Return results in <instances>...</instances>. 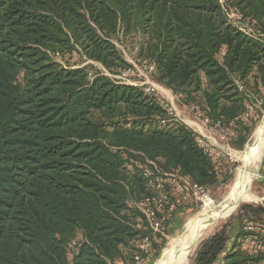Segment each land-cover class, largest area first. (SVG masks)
<instances>
[{"label": "trees", "instance_id": "1", "mask_svg": "<svg viewBox=\"0 0 264 264\" xmlns=\"http://www.w3.org/2000/svg\"><path fill=\"white\" fill-rule=\"evenodd\" d=\"M263 20L264 0H0V264L157 256L166 241L139 205L166 233L179 207L166 182L207 189L232 162L207 157L149 87L115 79L137 75L117 44L174 95L200 94L202 119L242 149L252 112L239 84L264 90ZM263 219L264 203L242 206L240 233L225 225L195 263L264 264Z\"/></svg>", "mask_w": 264, "mask_h": 264}, {"label": "rangeland", "instance_id": "2", "mask_svg": "<svg viewBox=\"0 0 264 264\" xmlns=\"http://www.w3.org/2000/svg\"><path fill=\"white\" fill-rule=\"evenodd\" d=\"M225 2V0H222ZM238 10H240L238 8ZM238 10H229L228 13L231 19L241 23L240 13ZM264 23V20L262 21ZM238 25V23H236ZM241 29H248V32L252 34L250 28H241ZM247 31V30H246ZM117 48L120 51L122 57L130 64H132L135 69H137V75L134 79H125V83L131 85H143L145 87L151 88L154 92H156L157 97L160 101L170 109L172 114V118L175 121L183 123L184 125L190 127L193 130H198L204 137L207 138L208 142H210L213 146L218 148L222 151L227 157L231 160L232 164L225 167L222 171V176L220 180L211 187L207 189H200L187 186L180 178L176 176H172L171 180H168L166 183L170 184L171 191L174 196L177 197V206L174 216L171 218V222L168 227V232H161L159 229V233L161 237L166 241L165 247L162 251L156 256L152 251L145 257L143 264H156L159 260L160 256L164 252L165 248L167 247L170 240L177 237L182 231L187 228V224L189 221L194 218L197 214H199L202 210V206L205 200L212 201L215 205H219L223 202V200L233 192L234 186L236 184L237 176L239 173V168L241 167V156L240 154L244 151L247 145H249L252 141V134L254 130L260 125L264 117V90L262 88H257L250 82L243 86L241 84L240 88L241 91L246 92V97L248 100V106L250 108L251 116L246 120L242 121L243 128L250 129V134L248 136L247 142L242 149H239L238 143L240 138L238 137L237 133L235 134L233 131L232 137L222 138L216 131L210 129L209 127H204L202 125V116L198 111L199 108L201 109L203 106V99L200 94H194L190 99H185L184 96L174 95L170 90H168L163 85L154 81L149 73L144 68H141L137 64H135V52L131 49H125L123 46L117 44ZM79 61L78 58H74L72 62ZM71 62V63H72ZM93 64V63H92ZM94 68L104 70L102 66L98 63H94ZM260 117L259 121L255 123V121ZM255 123V125H254ZM254 125V126H253ZM237 130V129H236ZM242 134V131H240ZM244 133V132H243ZM228 173V174H227ZM226 174V175H225ZM225 179H227L225 181ZM158 189L162 190V187H158ZM252 194L256 197L253 202H244L239 205V207L235 211H231L232 214L226 215L225 217H220L218 221V225L213 233L209 235L206 241L210 237H212L215 233H217L222 227L225 225H229V229L231 230V240L237 236V233H240V226L241 224L237 221V214L240 208L244 205H258L264 203V155L258 170V175L255 181L253 182L251 188ZM163 195V192H162ZM161 195V196H162ZM165 201V198H160L159 202L157 203V210L162 212L161 202ZM175 205L170 206V211L174 210ZM146 205H139V208L147 213L148 211ZM151 211H149V214ZM168 218V217H166ZM149 221V220H148ZM260 225L264 226V219L257 222ZM160 228V227H159ZM258 226L255 227V230L258 231ZM154 233V231L151 229ZM259 232V231H258ZM140 244L136 243L137 249L140 250ZM231 241L228 243L230 247ZM200 244L198 245L196 251L194 252L192 258L190 259L189 264H196L195 257L197 250ZM250 246V245H249ZM129 260L127 259V262ZM221 264H224V259L219 260Z\"/></svg>", "mask_w": 264, "mask_h": 264}, {"label": "bare ground", "instance_id": "3", "mask_svg": "<svg viewBox=\"0 0 264 264\" xmlns=\"http://www.w3.org/2000/svg\"><path fill=\"white\" fill-rule=\"evenodd\" d=\"M251 139V143L240 154L242 164L233 192L220 207L205 200L201 212L189 221L184 231L169 241L156 264H189L198 245L215 231L220 218L216 215L217 210L221 208L223 212H231L240 204L256 199L251 188L264 155V117Z\"/></svg>", "mask_w": 264, "mask_h": 264}, {"label": "built area", "instance_id": "4", "mask_svg": "<svg viewBox=\"0 0 264 264\" xmlns=\"http://www.w3.org/2000/svg\"><path fill=\"white\" fill-rule=\"evenodd\" d=\"M144 69L147 71V73L152 72L153 67L152 65H146L144 67ZM137 70V69H136ZM133 72L132 71H128L125 72L122 76H117L115 77V79L117 81H121L119 83H125V79L129 80L127 78V75H131ZM131 85V84H129ZM132 86H143V85H132ZM147 91L151 90L153 91L151 88L146 89ZM250 110V108H249ZM245 117H248V114L245 113L244 114ZM202 125L204 127H209L210 129L216 131L222 138H227L229 137L228 133L223 130L218 124L214 125L213 127H210L208 124L207 119H202ZM190 128V127H189ZM193 130V129H192ZM195 133H197L200 136V139L198 140V144L200 146V148L202 149L203 153L207 156V157H221L222 155H225L222 151H220L218 148H216L215 146H213L210 142H208L207 138H205L203 135H201V133L198 132V130H193ZM227 157V155H225ZM228 158V157H227ZM229 159V158H228ZM230 160V159H229ZM231 161V160H230ZM187 186H190L186 181H184L183 179H181ZM194 189H196L197 187L193 186ZM145 213V212H144ZM147 216V219L149 220V224H150V228L154 231L153 234H155L156 232L159 233V223L156 221L155 216L153 215V213L147 212L145 213ZM164 221V220H163ZM247 230H250V228L248 227ZM72 246H74V243H72ZM140 251H146L149 247H150V239L149 238H145L143 239V241L140 244ZM141 258L139 255H135L133 258V263L132 264H140Z\"/></svg>", "mask_w": 264, "mask_h": 264}, {"label": "water", "instance_id": "5", "mask_svg": "<svg viewBox=\"0 0 264 264\" xmlns=\"http://www.w3.org/2000/svg\"><path fill=\"white\" fill-rule=\"evenodd\" d=\"M223 204V202L222 203H220L219 205H218V207H220L221 205ZM236 209H234L233 211H235ZM226 213V214H225ZM232 214V212H223V210H221V208L219 209V210H217L216 211V215H217V217H225L226 215H231ZM203 242V241H202ZM201 242V243H202ZM200 243V244H201Z\"/></svg>", "mask_w": 264, "mask_h": 264}, {"label": "crops", "instance_id": "6", "mask_svg": "<svg viewBox=\"0 0 264 264\" xmlns=\"http://www.w3.org/2000/svg\"><path fill=\"white\" fill-rule=\"evenodd\" d=\"M198 132H199V131H198ZM199 133H200V132H199ZM201 135H202V134H201ZM205 138H206V137H205ZM228 248H229V247H228ZM228 248H227V249H228ZM226 251H227V250H226ZM224 256H225V255L220 256L219 259H218V261H217L215 264H221V262H220L219 260H220L221 258L223 259Z\"/></svg>", "mask_w": 264, "mask_h": 264}]
</instances>
